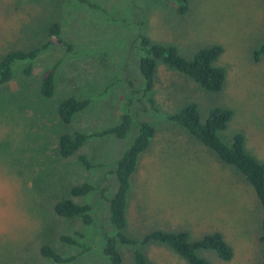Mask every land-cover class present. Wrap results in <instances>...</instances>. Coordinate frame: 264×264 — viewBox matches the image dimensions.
Wrapping results in <instances>:
<instances>
[{"label":"rangeland","instance_id":"obj_1","mask_svg":"<svg viewBox=\"0 0 264 264\" xmlns=\"http://www.w3.org/2000/svg\"><path fill=\"white\" fill-rule=\"evenodd\" d=\"M89 1L96 7L76 0H0V57L44 42L51 22L59 24L62 39L72 45L70 51L55 46L40 53L28 75L21 70L27 62L15 61L12 76L0 84V264H56L38 254L42 243L63 256L75 255L59 264H110L102 249L104 235L113 233L107 220L112 171L136 125L121 139L89 137L67 157L57 154L56 143L63 133L110 127L124 111L147 121L153 134L129 177L123 233L139 239L160 228L184 230L195 239L218 231L231 257L222 260L207 249L198 255L210 264H258L262 209L251 186L163 115L188 102L196 105L201 119L212 107L227 109L230 116L218 136L229 142L241 134L245 150L264 162V51L255 53L264 43V0H187L183 13L168 0ZM138 34L173 45L184 58L219 45L214 64L224 71L221 87L202 90L156 60L153 89L147 94L153 99L150 107L140 92ZM57 59L53 94L44 97L40 73ZM68 96L91 100L64 124L56 107ZM78 154L95 166L85 169ZM85 181L95 189L84 196L69 194L71 186ZM59 198L89 203L92 222L56 215L52 205ZM76 231L83 233V251L58 240ZM116 247L120 264H133L130 247L121 242ZM139 247L148 264H187L163 244Z\"/></svg>","mask_w":264,"mask_h":264},{"label":"trees","instance_id":"obj_2","mask_svg":"<svg viewBox=\"0 0 264 264\" xmlns=\"http://www.w3.org/2000/svg\"><path fill=\"white\" fill-rule=\"evenodd\" d=\"M89 7L96 5L89 0H76ZM174 2V9L178 13L186 10L187 0H168ZM137 48L135 56L137 69L140 75V92L153 106V99L147 94L151 93L154 84V70L156 60L174 69L180 74L190 78L198 88L206 91H216L222 85L224 79L223 68L214 64L220 53V46L217 44L202 47L196 50L190 58L181 56L171 44H161L151 42L147 37L138 34L136 37ZM61 46L65 51H70L72 45L62 39L60 26L57 22H51L46 28V40L41 44L26 50H9L0 57V84L8 81L12 76V65L15 61H26L27 66L21 70L24 75H28L32 62L36 57L52 47ZM264 51V43L255 53ZM60 59L54 60L45 67L39 76V93L44 97L53 94L55 71ZM90 98H76L68 96L57 104L56 114L59 120L67 124L73 115L82 110L90 102ZM230 111L221 107H212L204 117L200 114L196 105L192 102L183 104L177 110L164 114L163 117L178 125L188 132L196 141L206 146L226 165L233 166L251 186L262 209L260 220V232L258 241L260 244V255L258 264H264V162L259 161L255 156L248 153L244 148L243 136L239 133L233 134L229 142L223 141L217 134L226 126ZM128 111L122 112L116 124L101 129L99 131L84 133L75 130L71 133L60 134L56 143V152L60 157H67L76 152L83 142L93 136H103L111 134L121 139L136 125V134L130 145L124 150L122 155L116 159L113 168L115 186L111 196L107 199V220L113 227L112 234L104 235L102 252L109 260L110 264H120L121 258L116 247V242H121L130 247V256L133 264H148L140 245L148 243L163 244L176 255L182 257L187 264H210L205 258L198 255L200 249L213 251L220 259L228 260L231 257V249L218 231H211L200 238L190 239L184 230H164L152 228L139 239H132L123 233L125 226V204L126 194L129 189V177L135 170L139 153L148 145L153 134V127L143 120H135ZM77 160L85 169H91L95 164L91 163L84 154H78ZM95 188L90 182H81L69 188L72 196H84ZM103 193V189L99 190ZM52 211L63 218H78L81 223L89 225L92 220V206L89 203H77L70 198H59L52 205ZM83 236L81 232H74V235L60 234L59 242L70 247L82 248L79 238ZM139 247V248H138ZM38 254L47 260L59 264L71 261L75 255L63 256L61 253L47 243L39 245Z\"/></svg>","mask_w":264,"mask_h":264}]
</instances>
